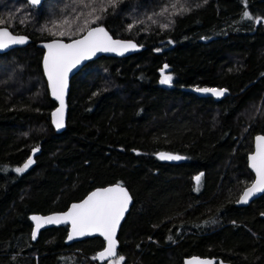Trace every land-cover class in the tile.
I'll return each instance as SVG.
<instances>
[{"label":"trees","instance_id":"1","mask_svg":"<svg viewBox=\"0 0 264 264\" xmlns=\"http://www.w3.org/2000/svg\"><path fill=\"white\" fill-rule=\"evenodd\" d=\"M88 2L0 0L3 25L31 39L0 52V264H111L93 259L99 236L65 243L66 225L32 240L29 216L114 182L133 198L117 234L119 264H183L192 254L264 264V193L235 204L253 179V137L264 134V0H97L94 12ZM65 19L74 21L71 34ZM94 25L139 48L88 60L70 79L66 124L56 132L36 42ZM164 64L170 85L160 83ZM195 85L229 94L185 89ZM159 150L185 158L163 161Z\"/></svg>","mask_w":264,"mask_h":264},{"label":"snow or ice","instance_id":"2","mask_svg":"<svg viewBox=\"0 0 264 264\" xmlns=\"http://www.w3.org/2000/svg\"><path fill=\"white\" fill-rule=\"evenodd\" d=\"M33 5H39L41 0H29ZM83 3V0H81ZM97 0H89L88 3L84 4V7H93ZM103 5L104 0H99ZM109 5H115L117 0H107ZM101 11L105 9L101 7ZM95 8L93 7V12ZM166 11V9H165ZM163 14V13H161ZM88 16H92V12L87 13ZM100 16H95L91 21H85V26L88 23H95L96 20L101 19ZM243 18L252 19L250 14L245 11ZM78 19V17H76ZM151 19V18H150ZM155 23V21H153ZM256 22H261V18H256ZM5 23L4 20H0V25ZM74 21L65 19L61 22L63 25H67L68 32L71 34ZM129 29L133 25L128 26ZM162 28L168 27V25H161ZM84 29L77 26L75 31L80 32ZM65 31H60L59 35L64 36ZM27 40L26 37H16L5 27H0V49L8 47V41L11 44H23ZM171 43V41H170ZM47 52L44 56L43 65L45 75L49 82V88L51 94L60 101V108L56 109L53 115V123L56 128H62L63 118L62 110L64 107L63 93L67 87V74L68 72L76 67L82 60L88 59L90 55H94L97 52H123L135 49L137 46L131 41L113 40L109 33L103 27H94L87 30V34L81 39L73 40L69 44L62 43L59 40H53L51 43L44 45ZM159 51V49H157ZM167 68V65L164 66ZM163 72V69L161 70ZM172 82L171 75H163L160 80L161 84L170 85ZM202 93H212L215 96H222L225 89L215 88H197ZM255 153L250 154L249 167L255 172V181L252 186L247 188L242 196L240 197L239 203H247L249 197L255 193L264 192V136H257L255 138ZM38 148H33V153L37 152ZM160 159L168 160H180L184 157L166 153H158ZM34 163L31 157L23 164L22 167H17L15 171L17 173H23L29 166ZM202 175V174H201ZM195 181L199 183L201 176H196ZM131 201L128 191L121 185L116 184L107 188L97 189L96 191L89 194L79 204H73L68 212L48 216L38 217L33 216L31 219L36 221L35 228L32 232V238L35 239L38 230L43 224L61 223L65 218L70 219L72 223V231L69 233L68 239H73L74 236H85L92 233H99L107 241V246L103 251L99 252L93 259H103L106 256L116 255V240L114 239L116 229L126 212L128 205ZM123 260V257L119 258ZM186 264H212L211 261L202 260L200 258H192L190 261H186Z\"/></svg>","mask_w":264,"mask_h":264},{"label":"water","instance_id":"3","mask_svg":"<svg viewBox=\"0 0 264 264\" xmlns=\"http://www.w3.org/2000/svg\"><path fill=\"white\" fill-rule=\"evenodd\" d=\"M25 1H26L27 3H29L30 5H32V6H38V5H33V4H31V3L29 2V0H25ZM43 1H44V0H41V3H42ZM41 3H40V4H41ZM40 4H39V5H40ZM0 27H5V28H7V30H8V31L11 33V35H13V36H16V37H26V38H27L26 42L23 43V44H11V43H9L8 41H5L6 43H8V47L0 49V52H5V51H8V50H10V49H12V48H14V47H18V46H25V45H26L27 43H29L30 40H31L30 37H29L28 35H26V34H24V33L13 32L12 30H10V29H9L7 26H5V25H0ZM94 27H103V28L109 33V35L112 37L113 40L131 41V42H132L133 44H135L137 47H136L135 49H130L129 51L123 52L122 54H120V53H118V52H97V53H95L94 55H90L88 59L82 60V61H81L76 67L72 68V69L68 72V74H67V87L65 88L64 93H63L64 107H63V110H62V118H63V124H64V126H63L62 128L57 129L56 126H55V124L53 123V119H54V118H53L52 113L55 112L56 109L60 108V101L57 100V99L51 94V89L49 88V82H48L47 76L45 75L44 65H43V60H44V56H45V54H46V52H47V49L44 47V45L47 44V43H51L53 40H59V41H61L62 43L69 44V43H71L73 40L83 38V36H85V35L87 34V30H88L89 28H94ZM89 28L86 29L81 35H79V36H77V37H74V38H71V39H69V40H66V39H63V38H50V39L40 40V41H37V42H36L37 46H39V47H41V48L43 49V55H42L41 65H42L43 75H44V78H45V80H46L47 89H48V92H49L50 97L56 102L54 108H53V109L51 110V112H50V120H51V123H52V125H53V127H54V129H55L56 132H60V131H62L63 128L65 127V124H66V118H67V99H68V93H69V89H70V79H71V78H72V77H73V76H74V75H75V74H76V73H77V72H78V71H79V70H80V69H81V68H82L87 62H88V60L95 59V58H97V57L100 56V55H107V56H127V55H129V54L135 52V51L138 50V48H139L138 45L136 44V42H135L133 39H130V38H121V37H115V36H113V35L109 32V30H108L105 26H102V25H94V26H91V27H89ZM164 66H165V64H164ZM164 66H163V70H164V68H165ZM161 72H162V71H161ZM197 88L225 89L226 91L224 92V94H223L222 96H219V97H218V96L213 95L212 93H202V92H199V91L196 90ZM185 89H186L187 91L193 92V93H195V94H197V95H199V96L212 97L213 99H216V100H217V99H220V98H223L224 96H226V95L229 94V90H228L226 87H221V86H207V85H200V86H199V85H195V86H188V87H185ZM257 136H264V134H263V133H257V134L254 135V137H253V148H252V150H251V151L248 153V155H247V166H248L249 170H250V171L252 172V174H253V179H252V181H251L247 186H245V187L243 188V190H242L241 193L239 194L238 198L236 199L235 204L238 205V206H244V205H247V204H249L252 200H254L256 197H258V196H260L262 193H264V192L255 193L253 196L249 197L247 203H239V202H238V201L240 200V197L242 196L243 192H244L247 188H249V187L252 186V183L255 181V178H256V177H255V172H254V170H252V169L249 167V159H248V157H249L250 154H254V153H255V145H256V140H255V138H256ZM158 153H166V154L178 155V156H181V157H184V158H185V156L182 155V154H179V153H176V152L167 151V150H159V151H157V152H156V156H157V158H159V157H158ZM184 158H183V159H180V160H168V159H160V158H159V159H160V160H163V161H167V162H179V161L184 160ZM116 184H118V182L109 183V184H106V185H102V186L94 187L93 189H91L90 191H88V192H87L82 198H80V199H78V200L71 201V202L68 204V206H67L65 209H63V210H55V211H50V212H47V213H38V212H36V213H31L30 216H29V219H30V221H31V223H32L31 239H32V240H35V239L37 238V236H38L40 230L43 229V228H47V227H51V226L66 225V226H67V233H66V236H65V243H70V242H73V241L81 240V239L86 238V237H92V236H99V237H101V238L104 240V245H103V247H102L101 249H99V250L96 252V256H97V254H98L99 252L103 251L104 248L107 246V241L104 239L103 236L99 235V233H95V232H94V233H92V234H90V235H85V236H74L73 239L69 240V239H68V236H69V233L72 231V223H71V220H70V219L65 218V219L62 220V222L59 223V224H57V223H53V224H43V226L38 230L36 238L33 239V238H32V232H33V229L35 228L36 221H33V220L31 219V217H33V216H38V217H48V216H54V215H60V214L66 213V212L69 211V209L71 208V206H72L73 204H79V203L82 202L84 199H86V198L89 196L90 193L96 191L97 189L107 188V187H110V186H113V185H116ZM119 184H120V183H119ZM121 185H122V186L128 191L129 196L131 197V201H130V203H129V205H128V208H127L126 212L124 213L123 218L121 219V221H120V223H119V225H118V227H117V229H116V233H115V237H114V239H115L116 242H117V244H116V254H117V249H118V245H119V241H118V238H117V234H118V231H119V229H120L121 223L123 222V220H124V218H125L127 212H128L129 209H130V206H131V204H132V202H133L132 195H131L130 191L128 190V188H127L125 185H123V184H121ZM260 216L264 218V212H260ZM115 256H116V255H113V256H106V257L103 258V259L97 258V260H98L99 262H103V261H106V260H108V259H110V258H113V257H115ZM194 257H195V258H200V259H202V260H208V261H211L212 264H231L229 261H225V260H223L222 258H217V257H215V256H201V255H197V254H192V255H189V256L184 257V259H183V264H186V261H190V260H192V258H194Z\"/></svg>","mask_w":264,"mask_h":264},{"label":"rangeland","instance_id":"4","mask_svg":"<svg viewBox=\"0 0 264 264\" xmlns=\"http://www.w3.org/2000/svg\"><path fill=\"white\" fill-rule=\"evenodd\" d=\"M163 75H170V73L167 71L166 68H164L163 72H161V74H160V80L162 79V76H163ZM22 166H23V165H22ZM22 166H20V167H22ZM107 261H108L109 263H111V264H119V262L117 261V257L110 258V259H108Z\"/></svg>","mask_w":264,"mask_h":264}]
</instances>
